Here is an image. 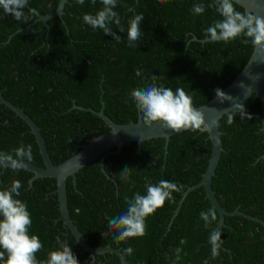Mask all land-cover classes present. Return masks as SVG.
<instances>
[{
    "label": "trees",
    "instance_id": "obj_1",
    "mask_svg": "<svg viewBox=\"0 0 264 264\" xmlns=\"http://www.w3.org/2000/svg\"><path fill=\"white\" fill-rule=\"evenodd\" d=\"M58 0H29V8L44 14L53 10ZM203 3L205 11L193 14L194 4ZM212 0H117L114 9L124 32L112 29L121 37L119 43L101 29L83 21L85 13L95 14L102 8L100 0H68L61 17L48 20L49 31L37 16L18 21L0 8V92L21 107L39 126L50 158L60 163L85 143L108 129L104 121L89 109L104 106V113L117 123L136 121L140 114L130 96L136 88L153 83L175 91L182 88L200 105L225 87L243 68L254 44L241 35L231 41H202L207 28L222 17ZM237 11L244 12L236 4ZM134 9V11H129ZM142 13L143 35L136 47L128 46V21ZM32 22V23H31ZM16 32L17 29L21 28ZM197 39H193V37ZM247 40V43H245ZM139 69L141 76H136ZM245 112L232 111L219 119L221 151L211 185L226 210L238 209L264 220V136L261 131V105L257 97L242 102ZM141 115V114H140ZM31 146L33 162L42 158L28 124L12 109L0 103V153L15 157L20 146ZM165 139L143 140L140 148L133 141L117 153L100 157L82 167L75 177L66 180L67 206L71 219L87 242L93 246L111 245L133 248L125 255L129 264H264V226L243 215H225L216 230L220 239L218 255L212 254L211 235L219 222L202 186L189 190L174 215L183 192L196 184L206 169L211 152L207 132L183 130ZM130 167L128 181L121 171ZM32 172L7 166L0 168V188L19 181L20 195L31 215L30 234H36L43 245L36 253L39 262L47 260L50 250L61 242L71 245L80 264H122L114 253L90 255L75 241L59 219L54 177L29 178ZM147 178V180L145 179ZM169 180L181 186L172 199L146 217V234L123 241L113 239L116 230L108 225L127 209L125 196L146 194L145 184ZM132 181L135 183L133 184ZM201 212L208 215L205 220ZM171 222V223H170ZM170 223V224H169ZM185 243L181 244V240ZM179 248L181 251L176 252ZM2 251V249H0ZM179 255V259H177ZM3 264V261H0Z\"/></svg>",
    "mask_w": 264,
    "mask_h": 264
},
{
    "label": "clouds",
    "instance_id": "obj_2",
    "mask_svg": "<svg viewBox=\"0 0 264 264\" xmlns=\"http://www.w3.org/2000/svg\"><path fill=\"white\" fill-rule=\"evenodd\" d=\"M95 2L96 0H92L93 4ZM100 2L102 8L97 10L95 14L85 13L83 21L93 29H101L104 34L110 35L119 43L121 37L113 31L111 26L115 24L119 32L125 31L121 25L119 14L114 11L117 7V0H100ZM28 3L29 0H0V8L3 9L5 14L12 15L16 20L27 22L29 15L37 16L40 14L34 8H29L26 14L24 9L28 7ZM76 3L82 5L84 0H76ZM237 3L238 0H212V3L208 5V7H215L216 12L222 17L207 28L209 39L211 41L228 42L243 35L251 38L254 45L264 50V17L258 16L252 11H237L235 7ZM129 11H134V9H129ZM204 11L205 5L203 3L193 5V14H202ZM142 21H144L142 13L135 14L128 21L127 39L129 47H136V42L143 35L141 30ZM245 43H247V40H245ZM135 74L136 76L142 75L139 69L136 70ZM157 79L158 77L153 75V83L143 88L133 89L130 92L135 107L141 114H139L141 120L146 125L160 122L162 128L171 130V132L189 129L207 132L212 126L218 124L216 118L212 119L210 123H206L204 113L193 106L192 97L184 89L177 88L173 91L171 88L158 85L155 82ZM215 92L221 101L232 99L220 89H216ZM219 94H223L224 99H221ZM253 97L255 96L253 95ZM235 108L240 109L241 117L251 119V116L245 112L244 104L235 103L222 113L228 114L227 123L231 124L233 122L232 111ZM139 148L137 147V149ZM31 160L32 150L30 145L18 147L15 150V157L9 153H0V162H10L6 165L13 170H19L23 167L24 161ZM129 176L130 167L126 166L121 171V179L128 181ZM145 179L147 180V178ZM132 183L135 182L132 181ZM20 187V182L14 181L9 187L0 188V249H2L0 251V261H3V264H80L72 252L71 245L61 242L59 238H57L59 247L49 251L47 260L44 262L37 260L36 253L41 250L43 245L36 234L29 233L32 219L26 202L17 198L20 195ZM145 187L146 194L144 195L136 192L131 199L125 196L127 209L124 213L115 218H108L109 227L116 230V234L113 236L114 240L123 241L130 237L144 236L146 234V217L152 215L158 208L163 207L166 200L172 199L173 192H178L181 188L177 183L169 180H160L156 184L148 182ZM209 212L212 219H215V210L211 209ZM201 216L205 220L208 219L205 212H201ZM219 239V232L212 236V254L214 257L219 254ZM180 243H185V240L182 239ZM122 251L125 255H131L133 248L128 247ZM180 251L181 249H176L177 253ZM177 259H179V255H177ZM204 264H207V261Z\"/></svg>",
    "mask_w": 264,
    "mask_h": 264
},
{
    "label": "water",
    "instance_id": "obj_3",
    "mask_svg": "<svg viewBox=\"0 0 264 264\" xmlns=\"http://www.w3.org/2000/svg\"><path fill=\"white\" fill-rule=\"evenodd\" d=\"M67 1L68 0H58L55 9L48 13L37 15V18L34 21L42 20L43 24L47 28L46 36L50 28L48 20L53 16L61 17ZM237 4L240 5L246 12L252 11L255 12L256 15L264 17V0H238ZM20 29H22V27L17 29L16 32ZM193 39H197V37L194 36ZM206 40H210L209 37L202 39V41ZM220 90L232 99H224L223 94H219L221 99H224L221 101L215 94L204 103L194 106L197 110L204 113L206 123H210L212 119L216 118L218 119V124L216 126H212L211 129L207 131L208 137L211 141V152L206 169L202 173L201 179L196 184L189 186L183 192V195L179 200V204L174 212L175 215L189 190L202 186L205 196L211 204V208L216 210L219 217V222L213 230L211 240L212 236L216 233V230L223 224L225 215H243L264 226V220L257 216H253L238 209L226 210L220 204L211 185V178L215 172L221 151L223 150L221 143V131L219 129V119L224 115L222 114L223 111L232 107L235 103H242L252 95L258 97L261 105L260 129L264 136V50L259 48V46L254 45L243 68L225 87ZM0 103L5 104L17 115H19L28 124L30 132L34 135L43 165H39L33 161H24L22 169L33 173L29 178L30 183L33 179L39 177L55 178L59 219L61 220L63 226H65L72 233L75 241L83 248V250L88 251L91 255L110 252L116 254L122 264H129L119 248H115L108 244L105 246H93L87 242V238L81 233L70 217L67 206L66 180L68 177H71L72 181L75 183L76 173L86 164L98 157L101 159V170L105 173L103 167V160L105 156L119 152L126 143L135 141L139 148L143 140L163 137L165 139L164 147L166 150L170 135L176 132H171V130L162 128L160 122H153L151 125H146L141 120L140 115L136 121L116 123L103 112V106L98 111H95L92 108L74 103V108L89 109L95 112L104 121L105 125L108 126V129L97 136L88 139L85 143L75 145L77 147L76 152L62 162L54 163L50 158L45 139L40 131V128L34 120L21 107L6 99L1 92ZM262 156H264V153ZM8 163L10 162H0V168L4 169L8 166L6 165ZM219 246H221L220 243Z\"/></svg>",
    "mask_w": 264,
    "mask_h": 264
}]
</instances>
